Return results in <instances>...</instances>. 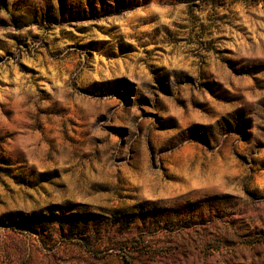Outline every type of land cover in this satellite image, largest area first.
<instances>
[{
	"label": "rangeland",
	"instance_id": "1",
	"mask_svg": "<svg viewBox=\"0 0 264 264\" xmlns=\"http://www.w3.org/2000/svg\"><path fill=\"white\" fill-rule=\"evenodd\" d=\"M0 264H264V0H0Z\"/></svg>",
	"mask_w": 264,
	"mask_h": 264
}]
</instances>
